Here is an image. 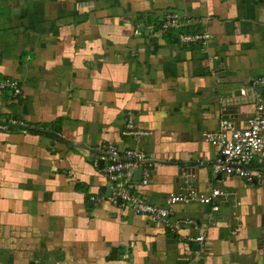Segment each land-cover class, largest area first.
<instances>
[{"label": "crops", "instance_id": "1", "mask_svg": "<svg viewBox=\"0 0 264 264\" xmlns=\"http://www.w3.org/2000/svg\"><path fill=\"white\" fill-rule=\"evenodd\" d=\"M171 11L208 45L148 28ZM263 73L264 0H0V76L23 86L0 119L24 122L0 130V264H264V181L215 174L204 136L264 111ZM102 142L156 162L149 201L189 179L218 207L175 203L169 227L115 203Z\"/></svg>", "mask_w": 264, "mask_h": 264}, {"label": "built area", "instance_id": "2", "mask_svg": "<svg viewBox=\"0 0 264 264\" xmlns=\"http://www.w3.org/2000/svg\"><path fill=\"white\" fill-rule=\"evenodd\" d=\"M192 19L178 12H167L164 16L151 22L148 28L152 31H174L183 43H198L208 45L211 33L208 31L186 32L184 28L191 25ZM256 87L264 88V73L254 80ZM245 92V89L242 90ZM17 97L23 95V86L19 79L0 76V99L5 94ZM260 100V98H259ZM261 103V102H260ZM259 104L255 113L249 115L242 124L230 117H223L216 130L205 132V140L214 148V158L211 163L215 174H227L242 178L247 183L264 181V111ZM23 121L11 117L0 119V130H9L11 126L23 125ZM25 131V130H24ZM98 159L104 161L102 170L111 181L112 201L129 208L137 215H144L153 224L173 227L172 206L175 203L211 204L218 207V197L222 191L213 188L210 193L200 192L195 184L184 180V190L171 193L164 204L149 201L142 189L151 181V171L156 162L149 154L139 147H121L116 143L102 142L97 147ZM141 169V178L135 176V170ZM121 198V203H118ZM195 221L184 220L182 223ZM192 240L203 242L204 231Z\"/></svg>", "mask_w": 264, "mask_h": 264}, {"label": "water", "instance_id": "3", "mask_svg": "<svg viewBox=\"0 0 264 264\" xmlns=\"http://www.w3.org/2000/svg\"><path fill=\"white\" fill-rule=\"evenodd\" d=\"M99 165H100V167H103L104 166V161L103 160H99ZM141 172H142L141 169H136L135 172H134L135 173V176L138 179L141 178ZM107 192H108V195H111L112 189L109 188ZM118 203H121V198H118Z\"/></svg>", "mask_w": 264, "mask_h": 264}, {"label": "trees", "instance_id": "4", "mask_svg": "<svg viewBox=\"0 0 264 264\" xmlns=\"http://www.w3.org/2000/svg\"><path fill=\"white\" fill-rule=\"evenodd\" d=\"M186 28H187V27L184 28V31H186ZM186 32H187V31H186ZM192 32H193V31H192Z\"/></svg>", "mask_w": 264, "mask_h": 264}]
</instances>
